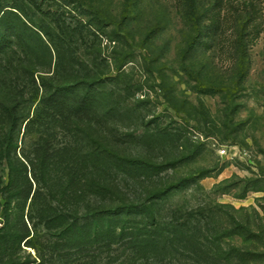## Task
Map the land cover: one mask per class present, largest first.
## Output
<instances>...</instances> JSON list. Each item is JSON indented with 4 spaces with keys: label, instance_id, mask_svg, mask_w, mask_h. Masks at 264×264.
<instances>
[{
    "label": "rangeland",
    "instance_id": "rangeland-1",
    "mask_svg": "<svg viewBox=\"0 0 264 264\" xmlns=\"http://www.w3.org/2000/svg\"><path fill=\"white\" fill-rule=\"evenodd\" d=\"M76 1L85 19L99 27L98 37L87 33V46L76 50L90 76L70 71L68 64L67 74H56L54 59L48 68L39 54L34 66L13 45L0 53V112L18 101L17 110L31 117L48 95L39 75L51 90L50 83L80 93L85 83L95 82L91 109L71 123L75 131L67 129L62 107L59 120L47 129L24 131L23 122L8 148L3 143L9 125L0 115L1 185L7 182V162L20 166L24 155L37 153L41 139L47 156L63 164L75 158L68 146L90 144L109 163L97 164L91 176L112 193L105 201L91 198L90 207L138 203L151 195L147 190H166L162 220L169 221L175 210L204 207L209 217L202 227L210 229L205 233L220 239L226 252L236 250L231 264H264V0ZM65 151L67 158L61 155ZM131 162L158 168L135 178ZM27 172L30 179L28 167ZM183 179L185 186H172ZM34 186L20 194L24 209L15 198L6 206L7 194L0 191V264H66L48 247L58 241L51 234L62 224L50 231L35 224L39 212L29 208ZM9 219H15L16 229L1 230ZM114 254L66 259L67 264H196L181 252L148 260L123 255L111 263Z\"/></svg>",
    "mask_w": 264,
    "mask_h": 264
},
{
    "label": "trees",
    "instance_id": "trees-1",
    "mask_svg": "<svg viewBox=\"0 0 264 264\" xmlns=\"http://www.w3.org/2000/svg\"><path fill=\"white\" fill-rule=\"evenodd\" d=\"M85 16L86 11L76 0H0V53H6L8 48L14 45L18 49L17 53L28 57L34 66L39 54L48 68L54 59L56 74L60 70L67 74L68 64L69 70L74 73L85 70L81 76L88 78L91 72L87 69L88 63H85L76 50L81 48V44L87 46L84 40L87 33L98 37L96 32L99 31V27H94L96 25H93L92 20L85 19ZM36 19L40 22H36ZM39 78L40 86L45 88L48 95L39 99L37 105L42 106L39 108L36 105V111L31 117L17 110L18 101L13 107H6L4 112H0L9 125L7 141L3 143L4 148L9 147L12 132L23 122L24 131L32 130L34 127L47 129V126L50 127L59 120L62 107L63 114L70 123L67 129L71 131L76 128L71 123L79 119L77 115L90 111V104L94 101L97 91L95 82L85 83L86 89L79 93L70 85L50 83L53 87L51 90L46 86L45 77L39 75ZM43 141L44 139L38 141L37 153L34 152L32 157L24 155L25 161L20 162V166L15 167L7 162V182L1 185L0 176V191L7 194L4 203L6 206L15 198L16 204L24 209L27 202L20 198V194L25 186L31 191L32 183L35 185L29 203L31 212H39L35 224H42L49 231L57 223L62 224L60 230L51 234L56 236L58 241L48 243V247L63 256L66 264V258L69 259L71 256L83 260L89 257L99 258L102 255L110 256L112 252L115 254L114 257H109L111 263L118 262L123 255H127L126 258L129 260H148L171 252H181L196 264H231L236 250L232 248L226 252L220 244V239L214 241L208 237L210 229H204L201 223L204 221L206 224L209 217L204 207L183 213L175 210L171 212L169 221L162 220L159 212L163 210L162 202L166 199L162 196L167 191L157 189L147 190L151 191V195L138 203L90 207L91 198L98 197L105 201L112 194L107 187L97 183L91 176L93 167L97 164L103 166L108 161L104 162L101 154L89 146L90 144L86 146L85 143H74L67 149L74 151L75 158L72 156L70 160L72 162L65 164L62 160L56 162L57 159L47 156ZM67 151L61 154L65 155V158L69 157ZM131 163L134 166L131 169L132 173L138 171V174H134L135 178H138L140 173H145L146 178L152 173V169L158 168L153 164ZM54 164L57 169L64 171L51 169ZM111 164L120 166L118 162ZM27 167L30 179L27 177ZM16 174L24 176L26 181L28 180L27 185L19 183V176ZM186 181L180 180L172 186L183 187ZM41 189L44 191L42 194ZM70 203L72 209L68 207ZM82 204L84 211L80 212ZM54 210L57 213L51 215L49 212ZM17 217L18 213L14 218ZM14 220L5 221L3 225L6 226L1 230L6 231L13 227L15 230ZM214 232L217 230L214 229ZM119 249L121 251H118Z\"/></svg>",
    "mask_w": 264,
    "mask_h": 264
}]
</instances>
